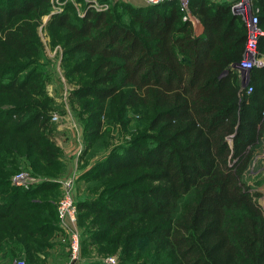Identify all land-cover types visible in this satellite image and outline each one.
<instances>
[{
	"label": "trees",
	"instance_id": "1",
	"mask_svg": "<svg viewBox=\"0 0 264 264\" xmlns=\"http://www.w3.org/2000/svg\"><path fill=\"white\" fill-rule=\"evenodd\" d=\"M47 1L0 0V75H16L35 53L33 22L14 18L42 11ZM255 1L264 27V0ZM123 5L129 24L115 19L112 10L92 8L74 23L71 5L50 16V24L67 30L61 42L66 51L81 55L74 69L93 63L92 83L70 96H93L94 129L101 126L106 100L118 93L119 107L141 109L146 121L145 131L93 166L98 172L82 173L91 180L136 170L95 197L77 199V217L88 219L81 244L117 251L121 264H264V209L245 172L264 131V64L251 66L242 82L236 64L244 49V22L227 0L187 1L199 31L181 18L178 0ZM256 48L264 54V33ZM30 77L0 80V93L12 90L21 102ZM24 103V111L35 109L25 121L0 107V185H8L0 190V220L10 218L0 226V246L23 248L28 259H38V249L52 246L58 215L54 198L36 195L56 184L10 186V176L23 155H36L33 164H49L58 149L46 133V112ZM11 228L24 233L22 239L15 240ZM145 241L150 255L139 250Z\"/></svg>",
	"mask_w": 264,
	"mask_h": 264
},
{
	"label": "rangeland",
	"instance_id": "2",
	"mask_svg": "<svg viewBox=\"0 0 264 264\" xmlns=\"http://www.w3.org/2000/svg\"><path fill=\"white\" fill-rule=\"evenodd\" d=\"M140 1L146 3L144 0ZM227 1H229L231 11L235 13L231 8V4L238 0ZM128 2L133 4L138 3L137 0H48V5H45L42 11L41 9L37 11H28L14 18V20L17 19L19 21H28L27 19H29L31 23L33 22L35 35L32 37L34 42L32 43L35 46V53L34 55L27 56L26 67L19 70L16 75L13 74L12 71H6L0 75V80L3 82H6L8 78H13L14 76L20 80L31 75L27 94L25 91L13 89L17 95L26 94L23 100L20 102L18 96H14L13 93L11 94L12 90L10 94L0 93V99H2L0 107L11 109L13 112L11 113L13 120H27L29 114L31 115L35 109L24 111L26 110L25 108L28 107L26 105L27 103L25 104L24 102L29 100L31 103H37L38 110H44L47 114L48 128H46V133L58 150L56 159H53L49 164H42L37 161L33 164L31 160H33L36 155H33V157L23 155V159L20 161L18 168L14 170L11 176L19 170L29 171L32 175L36 176L35 183L29 186L31 188L40 182L52 181L55 183L56 187L42 191L36 195L44 198H54L55 207L63 190V180L70 175L75 176L74 190L77 199L95 197L104 187H108L119 180L129 179L134 175L136 170H133L130 175H128L129 173L123 174V172L118 171L101 175L91 180L84 179L81 176L83 172H98L97 170H93V166L98 161L108 156L110 152L117 151L122 144L130 141L133 136L145 131L144 125H146V121L145 115L141 109L128 106L119 107L118 102L120 94L118 93L106 100V104L101 113V126L98 130L94 129V111L96 107L94 105L95 99L93 96H70L74 88L92 83L95 78L92 70L93 63H90L89 67L86 69H74V64L80 59L81 55H78V57H71V51H66L68 47L63 46L61 42L64 40V33H66L67 30L64 27L50 24V16L53 13L65 12L66 8L71 5L72 10L69 11L70 20L74 23H78L77 16L83 15L87 8H90L93 4H103L106 6L103 10H112L115 14V19L129 24L130 16L124 10L123 5ZM255 2V0H241V4L245 6L247 14L240 16V14L235 13L243 20L246 33L247 30L253 28L252 19L251 22H249L247 15L252 16L253 13L257 15L259 10L258 4H255ZM251 8L253 9L251 10ZM255 8L257 9L255 10ZM28 16L31 17L28 18ZM181 18L192 20L195 16L190 10H182ZM244 20H247V22ZM256 23L264 33V27L258 23V18ZM245 37L247 38V35ZM245 41L244 49L246 46ZM254 50L255 57L260 59L262 64H264V54L259 52L256 46ZM240 62L241 61L236 64L238 74L242 72L239 67ZM39 86V90L42 92L41 95L38 93ZM17 107L22 108L20 113H14L18 109ZM20 134L23 135L22 132H20ZM251 155L249 164L245 169L246 178L247 181L251 183V189L259 192L256 196V201L260 207L264 209V131L260 136L258 146L253 150ZM11 176L10 186L14 185L11 181ZM3 188H8V185L1 184L0 190ZM5 219L10 221V218ZM5 219L0 220V226L8 223L4 221ZM87 222L88 219L80 215L77 217L76 225L82 236ZM57 226L58 228H56L49 237V242L52 246H45L43 250L38 249V259H28L26 252L22 251L23 248H20V250H10L13 247L0 246V264H14L18 261H24L25 264H64L69 257L68 234L58 222ZM11 231L13 232L15 240L22 239L24 233L20 231L18 233L16 228H11ZM23 243L25 242L23 241ZM18 244L20 246L19 242ZM99 245L100 243H94L92 246L88 245L85 247L84 244L80 242V256L76 264H86L88 261H99L104 263V258L109 254H115L117 257V264H121L117 251L101 250ZM140 246L139 250L142 249V252H144L143 254L150 255L152 249L149 248V244H147L146 241L141 243ZM11 252L13 253L11 254ZM161 258L163 259V255H161ZM136 261H138V259ZM166 261L167 257L164 262Z\"/></svg>",
	"mask_w": 264,
	"mask_h": 264
},
{
	"label": "built area",
	"instance_id": "3",
	"mask_svg": "<svg viewBox=\"0 0 264 264\" xmlns=\"http://www.w3.org/2000/svg\"><path fill=\"white\" fill-rule=\"evenodd\" d=\"M148 4H157L160 2L168 1V0H144ZM187 1L188 0H178L179 6L182 10L187 9ZM103 4H93L90 8L95 10H102L106 6H102ZM234 5V7H233ZM231 8L240 16H244L247 14L245 6L241 4V0H238L235 3L231 4ZM253 8H251L252 10ZM257 8H255L256 10ZM248 21L253 22V28L251 30H247V38L246 46L243 51V56L241 62L239 63V67L242 70L241 79L243 82L247 80V72L248 69L253 65H260L262 61L255 57V46L257 37L263 34V30L257 26L256 20L257 15L253 13V15H247ZM244 19V18H243ZM243 21V20H242ZM247 22V20H244ZM251 86H246V91L250 90ZM11 181L15 186H20L23 188H27L31 186L36 181V176L32 175L29 171L19 170L16 171L11 176ZM75 176L70 175L63 180V190L57 201L56 209L58 215V223L64 229V231L68 234V250L69 257L65 261L64 264H76L79 260L80 256V233L76 225L77 220V197L75 194ZM105 264H117V257L115 254H109L104 258ZM14 264H25L24 261H18Z\"/></svg>",
	"mask_w": 264,
	"mask_h": 264
},
{
	"label": "crops",
	"instance_id": "4",
	"mask_svg": "<svg viewBox=\"0 0 264 264\" xmlns=\"http://www.w3.org/2000/svg\"><path fill=\"white\" fill-rule=\"evenodd\" d=\"M137 2H138V4H143V2L140 1V0H137ZM192 21L195 22V24L197 25L196 29H197V31H199L200 26L198 25V23H197V21H196V18L192 19Z\"/></svg>",
	"mask_w": 264,
	"mask_h": 264
},
{
	"label": "water",
	"instance_id": "5",
	"mask_svg": "<svg viewBox=\"0 0 264 264\" xmlns=\"http://www.w3.org/2000/svg\"><path fill=\"white\" fill-rule=\"evenodd\" d=\"M262 63H260V65H261Z\"/></svg>",
	"mask_w": 264,
	"mask_h": 264
}]
</instances>
